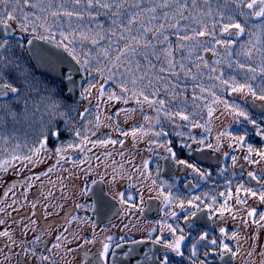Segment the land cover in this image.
<instances>
[{
    "label": "snow or ice",
    "instance_id": "snow-or-ice-1",
    "mask_svg": "<svg viewBox=\"0 0 264 264\" xmlns=\"http://www.w3.org/2000/svg\"><path fill=\"white\" fill-rule=\"evenodd\" d=\"M36 41L66 53L58 91L17 55ZM73 92L96 102L93 119L85 107L77 124L64 102ZM9 95L23 96L25 111L42 97L49 119L28 153L0 162V264H228L256 248L264 257V0H0V101ZM96 147L107 151L89 155ZM162 161L177 175L161 178ZM13 171L22 184L7 180ZM201 185L210 190L193 191ZM151 201L160 217L142 227ZM90 211L111 228L97 231Z\"/></svg>",
    "mask_w": 264,
    "mask_h": 264
},
{
    "label": "rangeland",
    "instance_id": "rangeland-1",
    "mask_svg": "<svg viewBox=\"0 0 264 264\" xmlns=\"http://www.w3.org/2000/svg\"><path fill=\"white\" fill-rule=\"evenodd\" d=\"M244 40H247V37H244ZM206 58L209 61L214 59V57H212L210 53L206 55ZM16 100L17 99L15 97L8 96L4 98L3 101H0V103H4L6 106H10V105H13L14 102H16ZM95 103L96 102L93 100L88 106L89 112L87 113V120L93 119L94 116L97 114L96 109H95ZM41 107H42L41 111L36 110L34 111V113L33 111L32 112L30 111L28 113V116L25 117V119H22L20 117L17 118L15 114L14 116L7 110H0V162L10 159V157L13 154L24 155L28 153L29 150L34 146V142L39 137L40 129L42 127L43 122H46L49 119L48 115L45 114L44 107L43 106ZM72 107L74 110L72 111L71 115L72 117L76 118L77 124H79V118L77 117V111H83L84 110L83 108L85 107L84 106L82 107L81 104H77L76 106L72 104ZM148 114L153 115V113L151 112H148ZM10 116L13 119H10ZM140 119L141 118L139 114H137L136 120L133 121L132 123L139 122ZM87 120L85 121V123H87ZM124 127L127 128L129 127V125H124ZM151 138L152 137L149 136L145 138V141ZM67 142H72L71 138H69ZM127 143L129 147H131L132 141L130 139L127 141ZM96 150H100L99 151L100 153L107 151L106 149H101L100 147H96L95 149H93V151H96ZM108 150H111V148L109 147ZM148 155H149L148 153L140 152V154L137 156L136 162L140 163L142 159L148 158ZM115 159L119 161L120 157L116 156ZM52 163L53 161L50 160L48 161L46 165L37 167L35 171L38 174H42L44 169H46V167L50 166ZM107 163L111 164V160H108ZM67 166L70 167V165H67ZM101 169H103V167ZM28 174L29 173L27 172L24 173V175H28ZM0 175H2V173H0ZM14 177H15L14 171L7 174V180L9 178H14ZM50 178L52 181H55L57 179V174H52ZM48 179L49 178L45 177L43 181L35 182L36 187L33 188L32 192L29 194L30 198H32V193H35L37 189L40 188L41 183H43L45 190L47 189V187H49ZM5 190L6 188H5L4 181L0 180V193H2ZM17 192H19V189L17 190ZM26 210L27 209H25V211ZM0 261H3V254H0ZM4 264H15V256H13L10 262H4ZM248 264H255V263H248Z\"/></svg>",
    "mask_w": 264,
    "mask_h": 264
},
{
    "label": "flooded vegetation",
    "instance_id": "flooded-vegetation-1",
    "mask_svg": "<svg viewBox=\"0 0 264 264\" xmlns=\"http://www.w3.org/2000/svg\"><path fill=\"white\" fill-rule=\"evenodd\" d=\"M138 147L141 149L140 152L147 153L146 151H143V149H145L147 147V141H145L144 143L140 144ZM99 151L100 150L93 151V153H89V155H93L95 153H100ZM161 163L165 164V171L161 174V178H163L165 180H169L170 178H172V177L177 175V170L175 169V166H171L168 162H164V161H162ZM205 163H207V161ZM214 163H215V161L213 160V164ZM227 163L230 164L231 161L229 160V161H227ZM108 164H110V163H108ZM65 167H68V166L65 165ZM155 167H156V165H155V163H153L152 164V169L155 170ZM102 170L103 169H101V171ZM213 170H215V169H213ZM249 170H251V169H249ZM245 175H246V173H245ZM96 178L99 179V177H96ZM108 179L110 180L111 178L108 177ZM180 179L181 180L184 179L182 174L180 175ZM214 179H216V177H214ZM20 180H22V181H20ZM20 180L16 179L15 177L8 179L9 182H14V183H17V184H21L23 182V179H20ZM220 184L221 185L223 184L222 180L220 181ZM89 185H91V181L90 180H89ZM91 187L96 189L97 191H99L100 189H103L105 192H107L106 184H98V185H93ZM179 188L181 190H183L184 189V184L180 183L179 184ZM121 190H123V186L121 187ZM209 190H210V188L208 187V185H201V187L199 189H195L193 191L199 193V192H204V191H209ZM219 190H223V188L221 187ZM184 194H187V193L185 192ZM146 198H147V196H146ZM93 199H94V197H93ZM87 202L88 203H92V200H88ZM150 203H152L153 208H152V211L148 212L147 215L144 218H142V220H141L142 227L146 226V227L150 228L152 226L150 221H155V220L159 219V217H160V213L157 211V208L159 207V203L157 201H151ZM74 214L83 215V212H77V213H74ZM88 215H89V217L92 220L97 222V224H98L97 231H99L100 229H104L106 227L107 228H111L112 222L109 221L108 219L101 218V217L97 216L95 214V212H93V211H90L88 213ZM50 219L52 221L56 220L55 217H52ZM229 228H232L231 222L229 223ZM113 231H115V229H113ZM54 234L55 233H53L52 236H49V235L46 234L44 236V239L46 241L49 240V239H54ZM212 234L213 233L210 232V235H212ZM261 242L264 243V233L261 234ZM229 243H231V242H229ZM139 247H153L154 248L155 246H152V245L144 246V245H142V246H139ZM247 250H248V245L245 244L244 245V251H247ZM259 253H260V248H256L254 255L251 256V257L246 256L244 254V252H242L241 255L238 256L234 261L233 260H228V264H248V263L261 264V261L264 260V257H261ZM71 258L72 257H68V259H71ZM209 261H210V264H213V258L212 257H209ZM58 264H64V262L58 260ZM171 264H182V262L179 260V258L173 257L172 260H171ZM214 264H220V262L218 260H215Z\"/></svg>",
    "mask_w": 264,
    "mask_h": 264
},
{
    "label": "water",
    "instance_id": "water-1",
    "mask_svg": "<svg viewBox=\"0 0 264 264\" xmlns=\"http://www.w3.org/2000/svg\"><path fill=\"white\" fill-rule=\"evenodd\" d=\"M25 51L36 73L47 79L62 83V73L67 60L66 53L41 41H36L33 45H25ZM68 97L71 101L81 103L75 92ZM89 104L87 101L83 102L84 107H88Z\"/></svg>",
    "mask_w": 264,
    "mask_h": 264
},
{
    "label": "trees",
    "instance_id": "trees-1",
    "mask_svg": "<svg viewBox=\"0 0 264 264\" xmlns=\"http://www.w3.org/2000/svg\"><path fill=\"white\" fill-rule=\"evenodd\" d=\"M18 56H21L22 57V60H21V63L22 64H29L31 66V69L32 71L34 72V75H35V78L41 82V87H47L48 89H52V90H56L58 91L62 85V83L60 82H55L51 79H47L41 75H39L38 73H36V71L34 70L32 64H31V61L30 59H28V56H27V53L26 51L24 50L23 52H19L17 53ZM179 58V57H177ZM189 85L191 84V82H188ZM10 97H15V96H12V95H9ZM186 96H187V99L189 102H191V96H192V89H191V86H189L188 88V91L186 93ZM17 100L16 102H14L13 105H10L11 109H12V112L15 113V115L22 119H25L26 116H28V113L31 111H36V110H40L42 109L41 106H43L40 101L42 99V97H29L28 98V107H27V110L25 111L24 108H22L21 106L24 104V97L21 96V97H15ZM66 104H73L74 106H76L77 104H81L82 107H83V103H78V102H75V101H71V99L68 97L66 101H64ZM39 106V107H37ZM84 109V108H83ZM14 115V116H15ZM154 115V113H153ZM45 116V115H44ZM10 119H13L11 116H10ZM67 135V134H66Z\"/></svg>",
    "mask_w": 264,
    "mask_h": 264
}]
</instances>
